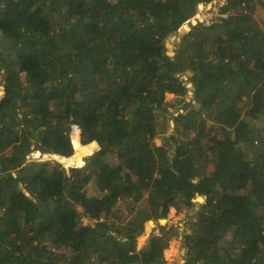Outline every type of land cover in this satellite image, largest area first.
Returning a JSON list of instances; mask_svg holds the SVG:
<instances>
[{"label": "trees", "instance_id": "trees-1", "mask_svg": "<svg viewBox=\"0 0 264 264\" xmlns=\"http://www.w3.org/2000/svg\"><path fill=\"white\" fill-rule=\"evenodd\" d=\"M211 1L0 0V264H164L160 220L199 188L183 264H264V0H226L167 53ZM166 93L189 97L175 156Z\"/></svg>", "mask_w": 264, "mask_h": 264}, {"label": "rangeland", "instance_id": "rangeland-1", "mask_svg": "<svg viewBox=\"0 0 264 264\" xmlns=\"http://www.w3.org/2000/svg\"><path fill=\"white\" fill-rule=\"evenodd\" d=\"M225 3H226V0H213L210 3H199L197 5L194 16L191 19L185 18L186 19L184 22V26L186 27L185 31H181L180 28H178V26H175L173 24L172 28L166 30V35H167L166 42H170L171 44V46L167 45V50L175 53V50L183 34L188 32V30L191 28V25L197 23L198 21H204V22L210 23L211 21H213L215 18H217L220 15L222 10L224 9ZM181 76L187 82V86L191 90L193 84L191 80L189 79V77L192 76V74H188L186 71L185 73L181 74ZM3 90H4L3 76L0 75V92ZM1 95L2 94H0V97ZM188 95L191 96L192 91H189ZM182 98L184 99L182 100ZM188 100H189L188 96L182 97L174 93H166L165 101L169 105L168 109L167 110L159 109L157 111L158 112L157 114L158 133H157V136L155 137V142L157 145H160V146L169 143L167 148L170 152V156H175L178 152V149H177L178 146L176 143L177 142L176 135L173 131V124H174L173 116L174 114H176L177 109L179 107H184L185 105L184 102ZM34 154L37 155V153H31L33 157L36 156V155L34 156ZM28 156H30V154ZM44 156H41L40 158L45 159ZM69 158H72V157H69ZM80 158H81V162H74V163L81 164L82 162H85L84 158H82L81 156ZM58 159L61 160L60 157H58ZM51 161H54V160H51ZM63 161L66 164H70L68 163L67 160H63ZM211 171L212 170L208 169L207 171H205V173H209ZM192 182L193 184H195V182L198 184V182L195 180H193ZM204 193H205V190L199 188L198 194H195L194 198L192 199V204H189L186 201V198L181 197L178 200H176L177 203H174L170 207V211L167 217L164 218L166 222H164L163 224L164 225L166 224L168 226L172 225L174 226L175 229L169 241L168 246L164 249V257L166 260L164 264H183L185 262L186 260L185 256L187 252V248L185 245V236L187 234L194 233V225L196 224V221L198 219L201 206L206 200V196ZM198 196L203 197V200L202 201L198 200L197 199ZM120 205L123 206L124 210L128 206V204H126L123 201L120 203ZM78 210L81 212L82 208L78 207ZM81 220L83 224H89L90 222L89 220L96 221L95 219L89 218L87 216H82ZM150 222H151L150 231L146 233L147 225ZM100 223L102 226L104 225L102 221H100ZM157 225H158L157 221L155 220H148L145 223L143 233L139 235V236L145 235V239L143 240L142 244L138 247L136 252H139L140 249L143 248L150 233L153 230H155L156 232L159 231V228Z\"/></svg>", "mask_w": 264, "mask_h": 264}, {"label": "water", "instance_id": "water-1", "mask_svg": "<svg viewBox=\"0 0 264 264\" xmlns=\"http://www.w3.org/2000/svg\"><path fill=\"white\" fill-rule=\"evenodd\" d=\"M168 45V42H166V46ZM167 53L169 54V55H173V54H175L174 52H172V54H170L171 53V51H167ZM187 73L188 74H193V72L191 71V70H188L187 71ZM0 94H2V95H4L5 94V89L3 90V91H1V93ZM1 95V96H2ZM195 105L196 106H199L200 104L199 103H195ZM68 127H69V122H68ZM79 128V127H78ZM69 129H70V127H69ZM79 131H80V133H81V129L79 128ZM70 133H71V130H70ZM79 133V134H80ZM71 136H72V133H71ZM73 138V137H72ZM74 140V139H73ZM97 145V144H96ZM97 146H99V145H97ZM75 149H76V146H75ZM91 162V161H90ZM90 162H88V161H85V163L87 164V163H90ZM164 219V218H163ZM161 222H162V219L160 220Z\"/></svg>", "mask_w": 264, "mask_h": 264}, {"label": "bare ground", "instance_id": "bare-ground-1", "mask_svg": "<svg viewBox=\"0 0 264 264\" xmlns=\"http://www.w3.org/2000/svg\"><path fill=\"white\" fill-rule=\"evenodd\" d=\"M183 24H184V23H183ZM183 24L180 26V29H181V27L183 26ZM197 194H198V193H197ZM163 220H164V219H162V223H164Z\"/></svg>", "mask_w": 264, "mask_h": 264}]
</instances>
